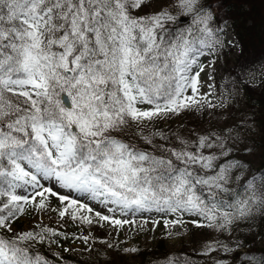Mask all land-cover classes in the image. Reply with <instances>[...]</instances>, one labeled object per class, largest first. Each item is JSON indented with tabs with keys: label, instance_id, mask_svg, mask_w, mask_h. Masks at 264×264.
I'll return each mask as SVG.
<instances>
[{
	"label": "snow or ice",
	"instance_id": "6c2138e0",
	"mask_svg": "<svg viewBox=\"0 0 264 264\" xmlns=\"http://www.w3.org/2000/svg\"><path fill=\"white\" fill-rule=\"evenodd\" d=\"M150 3L0 0V229L14 232L12 222L27 204L44 209L45 193L68 202L59 211L61 218L67 214L93 223L87 215L77 216L81 209L91 213V207L45 187L41 180L86 193L109 212L119 208L203 217L207 223L198 226L229 237L241 223L251 226L257 217L264 223V164L252 169L250 163L230 158L251 129L236 125L234 130L199 135L194 142L198 151L183 141L179 149L165 148L152 139H166L163 134H143L142 126L154 118L227 107L212 103L211 92L201 93V73L214 60L205 65L200 58L240 45L229 36L226 22L218 21L210 0H167L156 11L139 14ZM184 18L187 27L180 25ZM170 24L178 26L175 31H169ZM239 83L248 87L244 80ZM134 126L139 129L135 135L160 155L126 138ZM205 149L217 151L205 154ZM242 151L251 155L253 148ZM245 174L240 196L228 185ZM28 187L40 190L17 193ZM205 188L209 197L201 192ZM221 193L233 199H218ZM95 216L114 226L128 223L101 212ZM82 239L87 243V236ZM33 242L44 244L46 237L34 230L0 236V264H50L33 251ZM243 247V242L235 247L217 242L205 254L219 250L243 264H264V256L239 253Z\"/></svg>",
	"mask_w": 264,
	"mask_h": 264
},
{
	"label": "rangeland",
	"instance_id": "374dc122",
	"mask_svg": "<svg viewBox=\"0 0 264 264\" xmlns=\"http://www.w3.org/2000/svg\"><path fill=\"white\" fill-rule=\"evenodd\" d=\"M166 2L167 0H151L150 6L145 7L139 14L143 15L156 11L165 6ZM228 33L230 37L235 38L232 32L228 31ZM234 50L237 52L229 55L231 64L225 61V57L222 54L200 58L205 65L208 64L210 59L214 60L213 67L206 68L205 72L201 73V93L211 92V96L208 99L212 103L220 104L224 102L228 105L227 107H217L215 109L205 107L198 112L185 111L179 115H172L167 118H154L142 126L143 134L150 135L158 132L165 136L173 132L178 137L179 142H186V147L189 150L198 151L194 147V142L199 135L207 132H222L226 129L234 130L233 126L241 125L245 131L251 129V133L243 138L242 143L236 145V148L241 150L237 151L234 149L230 158L250 163L252 169L256 168L259 165L261 153L252 143V139L255 137L258 129L256 123L253 121L252 111L248 106L249 94L238 88L228 89L224 85L229 69L239 57V48ZM209 75L213 77L212 80H209ZM247 79L251 85L259 90L264 87V59L249 74ZM218 82L219 85L217 84ZM209 84H213L214 87L209 89ZM237 90H239L238 95H236ZM230 93L234 98L229 99ZM136 131H139V129L134 126L131 130L132 140L138 142L142 148H152L151 145L145 144L139 136L135 135ZM152 139L154 144L164 141L159 135L152 136ZM245 146L253 148L251 155L242 151ZM203 151L205 154H209L216 152L217 149H205ZM222 162L223 160L219 161V163ZM202 172V175L207 174L204 170ZM247 178L248 176L245 174L244 179L230 183L228 188L232 190L236 189ZM41 183L45 187H52L60 195H68L70 198H75L80 203L91 207L93 209L91 213L81 209L77 212V216L81 214L87 215L93 220V223L91 225L82 223L79 218L72 220L67 214L61 218L59 211L63 210L68 202L65 201L62 204L58 196L45 193L46 207L44 209H40L35 204L25 205L24 214L19 215L18 219L12 222L14 232H6L4 229H0V234L7 233L14 235L15 233L30 230L41 232L46 237V242L44 244L33 242L32 248L46 246L55 250L56 253L68 252L84 255L90 259L93 258L99 264H105L110 259H125L130 264H135L137 260L136 253L140 249L152 248L161 240L166 241L167 248L171 253L195 250L206 264H214L217 260L223 261V264H230L232 253L218 250L205 254L207 246L211 245L213 248H217V242H219L220 244H229L234 247V242L245 243V235L252 238V241L259 246H262L264 243V223H262L259 217L251 222V226L241 223L239 230L233 231L231 237H229L227 233L222 234L217 230L198 226L199 224L207 223L203 217L169 212L162 213L155 210L139 212L124 210V212H121L114 205H109L108 207L116 208V210L109 212L105 205L92 199L86 193H77L69 189L60 188L54 180H41ZM39 190L28 187L26 189H17V193L31 195L34 191ZM39 199L40 197H37V200ZM73 207L69 208V212L73 210ZM96 212H101L114 219L120 218V220H126L128 223H124L123 226H114L108 222L99 221V218L95 216ZM174 219L181 220L182 223L176 225L168 223L167 226L165 225V221H172ZM44 229H52L58 235L53 237L50 232H44ZM84 236L88 237L87 243L82 239ZM53 240L58 243H52ZM108 244H113L116 247L109 248ZM64 249L70 250L65 251ZM125 249H136L137 251L126 252L124 251ZM244 250L245 248L240 249V251Z\"/></svg>",
	"mask_w": 264,
	"mask_h": 264
},
{
	"label": "trees",
	"instance_id": "16d2710c",
	"mask_svg": "<svg viewBox=\"0 0 264 264\" xmlns=\"http://www.w3.org/2000/svg\"><path fill=\"white\" fill-rule=\"evenodd\" d=\"M213 5V11L217 16L218 21H224L228 25L230 24V30L236 39L240 41L238 58L233 66L229 69L228 75L224 85L228 89L239 88L249 94L248 106L252 111L253 121L256 123L257 131L252 142L255 141L254 146L261 153L259 165L254 168L258 169L262 164H264V87L262 90H258L256 87L252 86L249 81L246 80V76L249 72L256 68V65L264 59V0H210ZM188 19H183L180 21V25L187 27ZM223 26V25H221ZM178 26L174 24L168 25L169 31H175ZM234 49H229L227 47L219 53L225 57V61L231 64L229 60V55L234 53ZM244 80L248 87L241 88L239 81ZM130 132L129 136L126 137L130 139L133 143H136L142 148V146L133 141V136ZM166 139L164 141L156 143L157 145H163L165 148H176L181 147V142L177 139L175 134L172 132L169 135H165ZM172 146V147H171ZM145 149V148H143ZM149 151H156L153 148L146 149ZM157 155L161 153L156 151ZM179 166V165H178ZM195 171L202 175V170L198 167H193ZM244 183V182H243ZM243 183L234 189L240 196L244 195V189L242 187ZM202 194L205 197H209L210 193L208 190L201 189ZM224 198L227 200H232L231 195H225L221 193L217 198ZM0 236L11 237L12 235L0 234ZM245 250L239 253H248L257 258L264 256V243L262 246L255 244L252 238L245 235ZM234 242V247H235ZM34 252H38L48 259L50 264H99L84 255H79L75 253L61 252L56 253L55 250L40 246L33 248ZM135 264H167L169 260L173 261V264H184L185 261L188 264H206L202 261V257L195 250L183 251L178 253H170L167 248L165 241L159 242L156 246L150 249H143L137 253ZM105 264H130L125 259H110ZM230 264H243L242 261L235 260L234 254L230 258Z\"/></svg>",
	"mask_w": 264,
	"mask_h": 264
}]
</instances>
